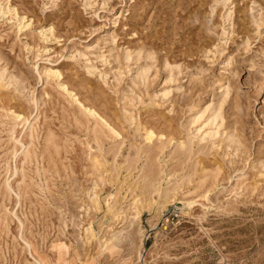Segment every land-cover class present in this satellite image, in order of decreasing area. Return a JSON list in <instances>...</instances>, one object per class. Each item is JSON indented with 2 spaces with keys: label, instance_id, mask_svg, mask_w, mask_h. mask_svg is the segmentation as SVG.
I'll use <instances>...</instances> for the list:
<instances>
[{
  "label": "rangeland",
  "instance_id": "1",
  "mask_svg": "<svg viewBox=\"0 0 264 264\" xmlns=\"http://www.w3.org/2000/svg\"><path fill=\"white\" fill-rule=\"evenodd\" d=\"M0 9V264H264V0Z\"/></svg>",
  "mask_w": 264,
  "mask_h": 264
},
{
  "label": "bare ground",
  "instance_id": "2",
  "mask_svg": "<svg viewBox=\"0 0 264 264\" xmlns=\"http://www.w3.org/2000/svg\"><path fill=\"white\" fill-rule=\"evenodd\" d=\"M212 12V11H211ZM0 13L4 16L5 15V12L2 10V9H0ZM230 16V15H229ZM228 16V17H229ZM23 26V25H22ZM31 47V46H30ZM27 50V49H26ZM43 72H44V74H45V76L49 79V80H51V79H59V77H60V73L57 71V70H55V69H52V68H48V69H45V70H43ZM142 79V78H141ZM60 86V88H61V85H59ZM63 91H66L68 94H70L69 96H71L72 98H73V96L71 95V93L72 92H69L68 90H67V88L66 87H63ZM167 95V94H166ZM78 101V100H77ZM76 101V102H77ZM36 107V106H35ZM84 108V110L89 114V116H91V117H94V119L96 118H99L103 123H104V125L102 124V127L104 126H106V128H108V130H110V132H112L115 136H119V134L113 129V128H111V126H109V124L108 123H106L103 119L104 118H100L99 116H98V114L96 113V111L93 109V108H89V107H83ZM216 113V112H215ZM213 114L212 116L213 117H210V118H207V120H205L206 121V123L205 124H203L204 125V129L205 128H207L208 129V127H211V126H214V125H216V121H217V119H218V117H219V115H218V113H216V114ZM11 116H12V119H13V121L14 122H17V121H19L20 120V122L21 123H23V124H26L27 122H28V118H25L24 116H22L21 114H16V113H11ZM105 117V116H104ZM96 119H95V121H96ZM100 120H98L99 122H100ZM202 120V119H201ZM19 122V123H20ZM13 123V122H12ZM18 123V124H19ZM96 123V122H95ZM98 123V122H97ZM99 124V123H98ZM14 125V124H13ZM112 125V124H111ZM15 126V125H14ZM96 126V125H95ZM98 126V125H97ZM96 126V127H97ZM100 126V125H99ZM101 127V126H100ZM217 127V126H216ZM204 129H198V133H201V136H202V141L203 140H206V139H211V138H214L215 137V135H217V133H218V131H211V130H204ZM111 134V133H110ZM162 136L163 135H160V137L162 138ZM154 139V133L153 132H147L146 133V140L147 141H152ZM171 140H169V142H170ZM162 142V141H161ZM162 146L164 145V142H162V143H160ZM184 143H181L180 144V147H184ZM216 147V146H215ZM14 151H16V150H14ZM20 152V151H19ZM16 154V153H15ZM12 155H14V154H12ZM14 156H16V155H14ZM13 156V157H14ZM109 166V165H108ZM44 181V180H43ZM113 196V195H112ZM165 197V196H164ZM84 198V197H83ZM139 200V199H138ZM95 202L98 204V201L97 200H95ZM135 204H136V202H135ZM139 215V214H138ZM137 215V216H138ZM131 217V216H130ZM136 219H137V217H136ZM135 221V220H134ZM133 222V221H132ZM136 222V221H135ZM128 226V225H127ZM129 227V226H128ZM139 227V226H138ZM87 228V227H86ZM126 228V227H125ZM130 228V227H129ZM133 229H134V225H133ZM139 229V228H138ZM90 230V229H89ZM123 230V229H122ZM126 231V230H125ZM139 231V235L141 236V238L143 237L142 235H141V230H138ZM89 232V231H88ZM118 232H120V231H118ZM127 232H128V230H127ZM101 233V232H100ZM129 233H131V232H129ZM130 235V234H129ZM93 236V235H92ZM112 236V235H111ZM95 237V236H94ZM93 237V238H94ZM115 238H117V240H118V237H119V234H117V235H115L114 236ZM123 237H125V236H123ZM126 238V237H125ZM127 239V238H126ZM99 240H100V238H99ZM105 241V240H104ZM141 242V241H140ZM143 242V241H142ZM100 245H101V243H100ZM103 245V244H102ZM105 247V246H104ZM27 248V247H26ZM104 249V248H103ZM141 250V249H140ZM139 250V251H140ZM29 251V250H28ZM139 255V254H138ZM140 255H141V251H140ZM141 258V257H140ZM139 260V259H138Z\"/></svg>",
  "mask_w": 264,
  "mask_h": 264
}]
</instances>
